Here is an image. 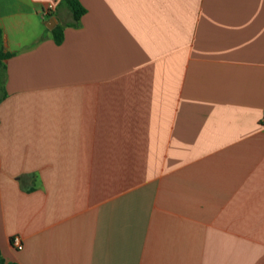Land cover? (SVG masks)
Here are the masks:
<instances>
[{"label": "crops", "instance_id": "0c3cea01", "mask_svg": "<svg viewBox=\"0 0 264 264\" xmlns=\"http://www.w3.org/2000/svg\"><path fill=\"white\" fill-rule=\"evenodd\" d=\"M79 1L0 0L4 261L264 264V0Z\"/></svg>", "mask_w": 264, "mask_h": 264}, {"label": "trees", "instance_id": "16d2710c", "mask_svg": "<svg viewBox=\"0 0 264 264\" xmlns=\"http://www.w3.org/2000/svg\"><path fill=\"white\" fill-rule=\"evenodd\" d=\"M69 9L73 14L74 25L78 23L80 18L86 13V9L82 6L79 0H65ZM53 35L55 42L61 44L64 38L63 29L56 27L53 29ZM12 56L11 53L4 51L2 46V30L0 28V101L6 97L5 91V77H6V60ZM0 264H18V263H6L0 253Z\"/></svg>", "mask_w": 264, "mask_h": 264}, {"label": "built area", "instance_id": "2783aa9c", "mask_svg": "<svg viewBox=\"0 0 264 264\" xmlns=\"http://www.w3.org/2000/svg\"><path fill=\"white\" fill-rule=\"evenodd\" d=\"M54 10V5L53 4H49L47 7V13H51ZM262 122L264 123V118L262 120ZM12 244L13 246L17 249V250H22L23 249V242L22 239L19 236H15L12 239Z\"/></svg>", "mask_w": 264, "mask_h": 264}, {"label": "water", "instance_id": "95a60500", "mask_svg": "<svg viewBox=\"0 0 264 264\" xmlns=\"http://www.w3.org/2000/svg\"><path fill=\"white\" fill-rule=\"evenodd\" d=\"M54 23H55V18H51V19L49 20V24L47 25V27H48L49 29H53V27H54Z\"/></svg>", "mask_w": 264, "mask_h": 264}]
</instances>
